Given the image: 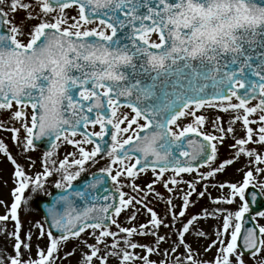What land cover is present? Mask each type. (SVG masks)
Here are the masks:
<instances>
[{
    "label": "rangeland",
    "instance_id": "374dc122",
    "mask_svg": "<svg viewBox=\"0 0 264 264\" xmlns=\"http://www.w3.org/2000/svg\"><path fill=\"white\" fill-rule=\"evenodd\" d=\"M38 1L0 0L22 45L42 25L73 34L108 33L82 23L76 8L49 12ZM31 122L27 108L0 107V264H264V214L256 217L260 251L244 257L236 244L238 221L247 211L246 189L255 186L264 197V117L255 104L231 100L193 108L172 125L174 134L193 129L214 142V159L197 172L135 175L132 158L93 165L87 172L111 173L123 194L121 211L110 228L89 227L60 241L49 237L33 202L48 195L49 187H67L94 147L81 136L67 135L45 155L29 145ZM114 122L116 145L144 126L129 109L117 110ZM17 222L24 225L19 229Z\"/></svg>",
    "mask_w": 264,
    "mask_h": 264
},
{
    "label": "water",
    "instance_id": "95a60500",
    "mask_svg": "<svg viewBox=\"0 0 264 264\" xmlns=\"http://www.w3.org/2000/svg\"><path fill=\"white\" fill-rule=\"evenodd\" d=\"M75 1L79 0H68L67 2ZM137 6H132V10ZM147 6L148 4L145 5V7ZM127 9L123 8L121 10L128 11ZM123 11L118 12L123 18L121 22H117L116 36L109 41L93 40L80 45V41L68 38L65 43L64 54L58 51V56L55 58H52L53 56L50 57L48 62L43 66L41 65L43 60H39L35 65L27 58L19 60L14 70H9L5 76L0 75V104L9 105L12 100H16L20 105L28 103L32 106L34 105L35 120L37 122L34 126L32 137L34 146L45 152H49L55 145L56 140L64 134V131L67 130L72 133L83 132L82 125L95 122L94 119L97 112L109 120L110 115L105 112V105L107 106V103L106 101L103 103L104 98L98 93V84H104V79L107 77L105 70L102 72L101 70L96 71L90 68L91 80H87L88 76L86 75V68L89 64L103 66L107 62V59L111 67L121 70L123 74L138 75L132 86L127 88V90L130 89L129 92L132 94L134 93L131 90H135L137 95L134 94V97H122L123 99L125 97V104L133 105L135 110L149 122V126L139 133L137 139L129 146L120 149L116 153V156L118 158H124L128 155L136 156L138 158L135 165L136 170L146 167L152 169L179 168L184 170L205 165L213 157V149L206 140H202L199 136H193L191 143L188 140L175 142L170 137L168 129L170 122L176 120L184 107L189 103L184 104L183 107L176 97L173 102L170 101V97H165L164 99L165 92L170 90L172 85L164 79L163 74L158 72L161 69L160 66L151 67L150 64L145 63L141 59L147 51H138L139 54H135L137 57L132 54L130 49L139 47L137 43L139 36L136 37L137 39L131 38V35L128 38L126 37L127 32L124 27L129 25L130 28L131 24L128 21L123 26V22L127 21L130 15L123 14ZM184 12L185 10L177 9L174 21V29L177 33L185 34L189 32L193 40L198 43H215L217 41L220 43H230L234 40L236 46H240L238 53H240L241 58L238 63L239 67L236 69L240 68L242 71H245V73L234 72L236 70L233 68V65H225L224 67L221 65L217 67L209 65L207 83L209 87H212L210 93L192 96L191 99L195 100L193 103L220 99L221 97H217L219 93L216 87L219 86V83H222L221 92H227H224V98L230 97L229 91L233 90L236 92L237 98L243 102L257 100L264 112V94L261 93V89L264 87V0H246L240 4L238 17L236 16L235 18V30H233L231 25L229 27L221 25L219 28H212L200 10ZM106 13L108 14V18L105 15L104 17L103 15H94V18H106V21L113 24L116 12ZM86 15L89 16L87 13ZM0 31L4 33L7 39L5 31L3 29H0ZM51 37L54 43L59 42L63 38V36H58L54 33L51 34ZM139 43H141L140 39ZM0 47L8 51L6 44L0 42ZM0 55V71L3 72L9 62L3 51L0 52ZM246 57L248 58L247 60L245 59ZM63 59L68 64L71 74L77 79L78 84H76L78 87H69L72 82L61 78L58 63ZM247 61L250 63L251 69L247 67ZM72 62L74 63L73 65H71ZM79 62H89V64H80ZM220 63L222 65L225 64L223 61ZM227 69L228 76L225 73ZM109 71L113 70L110 69ZM22 72H26V74L20 80L13 79L14 75H20ZM148 75L156 77L154 81L156 92L154 95L145 93V88H143V82H146L145 76ZM108 76H112V74ZM42 77L44 78L43 82L41 80ZM32 78H36V81L39 83L46 84L48 81L54 82L59 86L65 81L66 87H69L68 91L70 95H67V100L64 103L68 105L64 106L61 103L60 97L52 94L53 88L45 91L48 92L45 97L46 102L38 104L41 100V94L45 92L40 88V91L37 92L38 95L33 94L31 96L29 94L28 86ZM153 80L152 78L151 81ZM6 82L12 87V93L8 90H2V87L6 86ZM93 82H97L96 90L95 88L92 89L95 96L91 98V102L90 100L87 102L85 101L86 98H80V93L91 89L92 86L90 85ZM236 82H241L242 87L239 89L235 88L234 84ZM37 86L39 87L40 84ZM212 96L214 97L209 99ZM122 104L124 103H120L119 105ZM41 106H44L45 109L39 110ZM94 106L96 107L95 109H93ZM106 124L104 128L107 129V133L104 135L103 141L94 140L98 149L96 154L97 159L106 157L112 145V141L108 140V137L111 139L112 136L111 123L108 122ZM46 140L49 141L46 142ZM105 181V178L83 181L82 185L78 187L71 186L68 190L55 194L50 202L46 204L40 202L39 209L45 216L50 232L58 237L68 236L72 233H78L87 224H99L96 221H100L102 208L88 215L87 212H82V208H78V204L87 200L89 203H94L98 200L102 202L108 194H113L111 190L112 186L111 184H107V182L100 188L101 182ZM117 202L118 199L114 202L115 206ZM255 205H258L257 208L259 210L264 209V202L256 201ZM113 208L107 211V215L110 216L113 213ZM239 244L242 252L245 254H250L258 248L257 229L248 219L243 222V231Z\"/></svg>",
    "mask_w": 264,
    "mask_h": 264
}]
</instances>
